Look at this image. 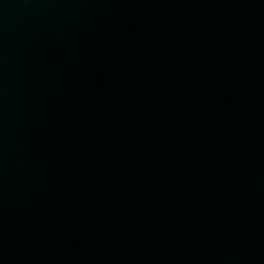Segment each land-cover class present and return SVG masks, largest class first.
Returning <instances> with one entry per match:
<instances>
[{
  "label": "water",
  "instance_id": "water-1",
  "mask_svg": "<svg viewBox=\"0 0 264 264\" xmlns=\"http://www.w3.org/2000/svg\"><path fill=\"white\" fill-rule=\"evenodd\" d=\"M0 264H264V0H0Z\"/></svg>",
  "mask_w": 264,
  "mask_h": 264
}]
</instances>
